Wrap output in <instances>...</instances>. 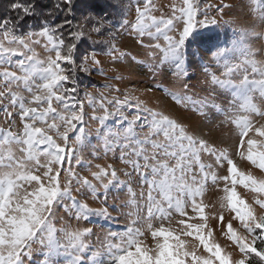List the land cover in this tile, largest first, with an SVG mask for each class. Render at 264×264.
Returning <instances> with one entry per match:
<instances>
[{
  "label": "snow or ice",
  "instance_id": "snow-or-ice-1",
  "mask_svg": "<svg viewBox=\"0 0 264 264\" xmlns=\"http://www.w3.org/2000/svg\"><path fill=\"white\" fill-rule=\"evenodd\" d=\"M182 4V7H173L172 16L168 19L150 16L149 0H146L143 11L140 7L136 9L137 21L132 25L133 29L141 36L147 34L154 40L163 36L165 42L164 46L160 43L146 46L162 54L160 64L153 66V71L162 70L161 65L170 62L176 69L173 75L186 76L187 49L193 45L199 47L204 42L205 35L201 29H206L209 24H217L215 18L209 19L207 16L208 8L213 7L212 5L201 11L200 0H182ZM77 7L78 0H56L55 5L45 12V6L39 0L27 4L13 2L9 9L17 13V18L0 17V65H11L13 57H20L16 62L19 74L8 68L0 72L6 85L4 91H0V100L9 99V106L13 109L19 103L18 114L23 123L20 133L13 132L11 128L7 131L0 129V264H32L34 254L43 257L41 264H55L52 258L61 251L72 255L70 264H86L83 254L88 250V245L84 242V237L91 233V229H58L53 219L56 211L63 205L65 211L70 215L74 214L78 221L87 220L92 215L108 217L107 194L110 186L117 187L126 183L119 180L117 170L112 165L102 167L97 164V171H91L90 163L84 161L79 154V149L84 144L82 126L75 136L76 150L68 145L69 133L77 130V126L82 125L85 119L84 103L78 97L77 71L86 76L94 71L104 74L100 60L96 59L98 53L95 50L85 52L77 66L79 43L86 35V27L90 26L92 33L103 36L104 31L108 30L106 25L112 26L107 17L94 18L91 15L84 17L82 23L74 25ZM225 8L230 9L231 5L224 4L222 0L216 11L223 14ZM61 13L63 19L57 23L56 19ZM199 15H203L204 19H198ZM33 17H42L41 23L22 31L25 19ZM261 23H264V17L261 18ZM126 25L125 21L121 27ZM173 27H181L178 38L168 35ZM244 37L264 39V32H256L255 28L248 29L231 49L218 45L205 49L217 60H226L225 71L221 76L211 72L208 76L212 85L222 89H235L236 94L243 99V103L232 110L234 114L226 117L238 129L239 147L236 154L264 172V124L255 126L252 120L253 114L264 116V110L255 105L248 95L250 85H258L261 97H264V67H257L258 62L253 58L255 52L247 45ZM92 43L102 44L106 41ZM36 46H42L45 51L55 55L49 54L46 59H38ZM237 50L244 57L242 64L251 66L253 73H259L262 77L259 81H250L245 75L238 84L233 82L231 77L240 69L241 64L229 66L227 57ZM115 51L117 49L113 44L108 53ZM148 55L155 57L152 51ZM89 61L96 67H90ZM13 85L25 89L31 95L28 103L36 106L26 107L25 98L12 90ZM187 87L185 85L186 89ZM171 95L178 102L188 100L196 104L201 115L205 114L203 109L210 104L207 98L194 102L191 97H180L176 93ZM85 96L89 104H98L103 110V115L91 117L102 126L97 130L98 135L103 129H107L105 121L109 117L117 118L115 123L119 128L116 131H103L104 145L107 149L113 144L120 146L119 159L131 168L124 175L131 177L134 172L139 176L141 185L148 186L147 196L143 191L140 194L144 201L143 207L136 202L135 194H131L129 204L135 207L137 218L132 221L133 226L128 227L120 236L119 243L107 246L111 257L109 264H252L253 258H258V264H264V213L257 216L253 207L236 190L237 185H241L256 194L254 204L264 209V178L258 179L239 171L227 149H219L202 137L193 135L186 126L146 107L137 98L125 94L123 99H108L101 94L97 100L87 92ZM53 101L57 102L58 107L53 106ZM109 107H113L114 111H109ZM125 107L135 108L132 119L124 113ZM0 110L6 118L13 116V112L8 111V106H3ZM236 112L246 114L235 115ZM37 122L46 127L36 126ZM137 124L141 129L147 128L142 137L136 132ZM58 139L64 142L63 146L57 143ZM121 139L125 143L120 144ZM13 145L18 148L14 149ZM204 157L211 162L205 163ZM73 160L75 165L90 171L91 180L76 171L72 165ZM65 162L68 164L67 168L63 166ZM225 162L227 174L220 176L215 168L223 167ZM209 181L212 185L224 182V196L220 207L231 210L235 214L233 219L238 220L247 233L238 234L230 221L225 226L223 234L235 243L240 253L239 258H233L214 242L211 229L205 234V223H190L182 218L177 222L182 226L178 229L164 226L165 223L171 224L174 215L193 219L194 217L188 216L189 208L199 220L205 221L204 210L208 205L202 198ZM100 188L104 190L103 193ZM73 191L82 196L90 193L93 199L103 197L101 202L105 206L93 209L87 202L73 195ZM129 192L131 193L130 188ZM144 208L146 214H141ZM220 219L223 220L222 215ZM156 224L160 226L156 227ZM58 233H63L66 242L61 241ZM149 233L155 241L154 245L142 246V238ZM112 235L116 236L115 233ZM186 237L194 239L188 241ZM201 247L202 253L199 251ZM100 257V252L92 253L87 258V264H104Z\"/></svg>",
  "mask_w": 264,
  "mask_h": 264
},
{
  "label": "rangeland",
  "instance_id": "rangeland-1",
  "mask_svg": "<svg viewBox=\"0 0 264 264\" xmlns=\"http://www.w3.org/2000/svg\"><path fill=\"white\" fill-rule=\"evenodd\" d=\"M146 0H128L127 6H122L119 12V16L114 18V29L110 31H104L105 38H93V41H106L102 44H93L96 52L98 53L96 59L100 60V67L103 68V75L92 72L90 75H85L93 82V85L86 87L82 93H78V97L84 103L85 119L82 125L77 126V130L69 133L68 145L76 150L74 145L75 136L79 134L78 129L82 126L84 128V144L79 149V154L84 161H87L91 165V171H97L96 165L99 164L102 167L112 165L117 170L119 180L126 183L122 186L112 187L107 194V206L109 209L108 217H100L96 215L90 216L87 220L75 218L74 214L70 215L65 211L63 205L59 206L54 216L55 226L59 229L66 227L69 231L76 229L89 228L91 233L84 237V242L88 245V250L83 254L85 262L87 264V258L92 253L100 252L101 259L104 264H109L111 257L108 255V245L117 244L120 242V236L124 231L133 226L132 221L136 217V209L133 205L129 204L131 200V194L134 193L136 202L142 207L144 201L141 200L140 194L143 191L145 197L147 196L148 186L146 184L141 185L140 178L134 172L131 177L124 175L125 171H131V168L122 163L119 159L121 155V148L117 144H113L110 149H107L103 142V131L112 129L116 131L119 126L116 125V117H109L105 124L107 129H103L98 135L97 130L102 126L98 120H93V116L103 115V110L99 108V105H91L85 93H90L94 99H99L101 94L108 99L113 97L124 98L125 94L130 97L139 99L148 108L158 111L166 116L177 121V123L186 126L193 135L200 136L208 143L219 149H227L230 157L234 160L236 167L239 171L246 174H251L255 178H264V172L251 165L249 161L241 158L236 154V150L239 147V136L236 125L230 120H227V116L233 115V109H237L243 99L236 94L235 89L220 88L219 86L212 85L210 83V77L208 73H215L217 76L225 71L224 64L226 60L221 58L217 60L209 51L205 49L212 47V45H218L219 47H227L231 49L233 45L241 40V34L248 29L255 28L256 32H264V23H261V18L264 17V7L259 4V0H223L224 4L231 5V8H225L223 14L216 11V7L220 6L222 0H204L200 3L201 11H203L208 5L213 7L208 8L207 16L209 19L215 18L217 20L216 25H207L206 29H201L204 32L205 40L197 47L193 45L187 49V56L185 60L186 76L173 75L176 71L174 64L170 62H164L161 65L162 70L153 71V66L160 64L161 53L154 49L148 48L147 45H154L160 43L164 46L165 42L163 36H160L158 40H154L147 34L141 36L138 31L134 30L132 25L137 21V7L144 10V4ZM151 8L149 11L150 16H154L157 19H168L172 16L173 7H182V0H149ZM178 14V13H177ZM198 19H204L203 15H199ZM127 25L121 27L124 22ZM228 21L229 23H225ZM151 23V21H148ZM181 27H173L168 32L169 36L178 38ZM155 32V29H152ZM213 37V38H212ZM212 38V39H211ZM247 45L255 52L254 59L258 62L257 67H264V39H255L251 37H244ZM115 45L117 51L109 54L108 50L112 45ZM102 50V51H101ZM35 51L38 59H46L49 54L54 56V53H48L42 46H36ZM149 51L155 53V57L148 55ZM215 51V48H213ZM118 57V59H114ZM20 57H13L11 65H0V72L5 68L10 71H16L19 74L17 67V60ZM244 57L240 54L239 50L232 52L227 57V63L229 66L235 64H241L238 71H235L231 77L234 83L238 84L247 75L249 80L259 81L262 77L259 73H253L251 66H245L242 64ZM90 67H96L91 65ZM247 67V71H245ZM38 83L40 81H37ZM103 85H109V88L103 87ZM187 85V89L185 88ZM6 85L3 82V78L0 77V91H4ZM250 91L248 95L252 97V101L261 110H264V97H261L258 85H250ZM12 90L17 92L18 95L25 98L26 107H34L36 105L29 104L31 95L22 87L12 86ZM118 90V91H117ZM171 93H176L180 97H191V101L199 102L207 98L210 101L208 107L203 109L204 115L200 114L199 108L196 104L184 100L178 102L173 98ZM135 100H133V103ZM3 106H8V111L13 112L11 118H6L4 112L0 110V129L7 131L9 128L13 132L20 133L23 129V123L19 116V103H17L15 109L9 106V99L0 100V109ZM47 105H44L46 107ZM53 106L58 107L57 102L53 101ZM59 110V108H58ZM109 111H114L113 107H109ZM135 108H124V113L129 119H132V115L135 113ZM243 112H236L235 115H245ZM252 120L255 126L264 124V116L252 115ZM29 123L31 121H28ZM51 122V121H49ZM36 126L46 127L37 122ZM126 126V124H125ZM136 132L142 137L147 132V128L141 129L139 124L135 126ZM63 131V128H61ZM55 135L54 133H49ZM254 135V133H250ZM259 139V137H256ZM2 139V136H0ZM247 139V138H246ZM57 143L64 145L62 140H57ZM125 143L121 139L120 144ZM43 147V146H41ZM247 145H244L246 149ZM14 149L18 146L13 145ZM19 154V153H18ZM205 163H210L207 157H204ZM73 167L81 176H86L88 179H92L90 171L87 168L79 167L75 165V161L72 162ZM65 168L68 164L65 162L63 165ZM218 175L227 174L226 162L223 167L217 166L215 168ZM42 172V170H41ZM64 180L61 179V184ZM107 182L106 180L104 181ZM94 183H96L94 181ZM230 186V181L228 182ZM225 186L221 181L218 185H212L209 181V186L206 188L203 201L207 207H205L204 214L205 221L199 220L196 214L188 210V216L194 217L189 220L188 217H180L174 215L172 217L171 224L165 223V227L178 229L182 226L178 225L179 219H185L190 223H205V234L208 229L212 230V239L216 242L224 251L230 253L233 258H239L240 253L233 241L228 240L224 235L226 231V225L230 221L233 229L240 235H247L242 225L238 220L233 219L234 213L229 209H222L220 207L221 198L224 196L222 191ZM99 187V185H98ZM131 189V193L129 192ZM238 194L246 203H249L254 213L258 216L264 213V209H260L259 205L254 204V198L256 194L251 193L249 190L244 189L243 186L237 185L236 188ZM103 189L100 188V192L103 193ZM73 195H77V198L81 201L87 202L93 209H99L105 205L100 199H93L91 194L78 195L73 191ZM264 198V197H262ZM115 205V208H113ZM129 213H132L129 215ZM141 214H146V208L143 209ZM221 215L223 220L220 219ZM139 227L140 225H135ZM156 224V227H159ZM113 233L116 234L113 237ZM62 242H66L63 233H58ZM143 245L152 247L155 243L150 233L142 238ZM188 241H192L193 237H186ZM250 239V238H249ZM38 247V246H34ZM71 251V249L69 250ZM202 253V247L199 249ZM207 255L206 253H204ZM43 257L38 254H34L32 258V264H41ZM55 264H70L73 259L72 255L61 251L58 256L52 258Z\"/></svg>",
  "mask_w": 264,
  "mask_h": 264
},
{
  "label": "trees",
  "instance_id": "trees-1",
  "mask_svg": "<svg viewBox=\"0 0 264 264\" xmlns=\"http://www.w3.org/2000/svg\"><path fill=\"white\" fill-rule=\"evenodd\" d=\"M128 0H78V7L77 11L75 13V21L74 25L78 23H82L84 20V17L91 15L94 18H100V17H107L109 21L112 22V26L106 27L110 31L111 29H114V18L115 16H119V12L122 6H127ZM204 0H200V3H202ZM13 2H19L22 4H27L33 2V0H0V17L3 16H11L13 19L17 18V13L10 11L9 5ZM39 3L45 8L43 9L45 12L50 10L56 3V0H39ZM259 4L264 7V0H259ZM22 14V13H21ZM49 19H52V16L48 17ZM42 17H33V18H26L23 24L22 31H27L29 26H38L41 23ZM63 19V13L56 19V22L59 23L60 20ZM85 37L83 40L79 43V53L80 55L76 57V64L77 66L80 64L81 60L83 59V54L85 52L91 53L93 50L96 51V49L93 46L92 39L93 38H105V34L103 36L97 35L96 33H92L90 31V26L85 28ZM92 36L93 38L91 39ZM65 38L67 39V35L65 34ZM213 38V37H212ZM211 38V39H212ZM69 67H71L69 65ZM78 80H79V89L78 93H82V91L86 87H90L93 85V82L89 80L88 77L85 76L84 73H81L77 71L76 73ZM252 264H258V258L252 259Z\"/></svg>",
  "mask_w": 264,
  "mask_h": 264
}]
</instances>
